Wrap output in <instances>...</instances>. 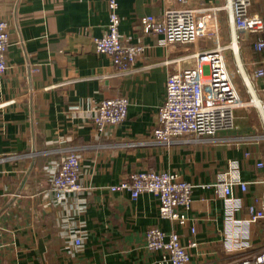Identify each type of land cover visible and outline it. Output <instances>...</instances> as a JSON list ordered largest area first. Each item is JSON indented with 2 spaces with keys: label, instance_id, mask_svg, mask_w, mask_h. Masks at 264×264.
I'll return each mask as SVG.
<instances>
[{
  "label": "crops",
  "instance_id": "obj_1",
  "mask_svg": "<svg viewBox=\"0 0 264 264\" xmlns=\"http://www.w3.org/2000/svg\"><path fill=\"white\" fill-rule=\"evenodd\" d=\"M230 0H189L188 8ZM176 0H119L121 39L146 52L128 72L95 50L110 21L108 0H0V17L9 25V69L0 77V264H157L146 248V233L176 231L183 242L195 226L200 247L191 264H228L264 249V221L234 233L229 217L242 218L254 197L264 207V116L256 107L236 111L235 128L215 138L160 143L152 134L166 99L169 75L191 66L194 48L163 44L146 33L141 20L159 22ZM250 14L264 17V0ZM221 44L243 101L264 98V52L258 36L238 34L231 11L219 12ZM201 50L213 48L202 42ZM126 97V120L98 136L93 118L99 104ZM76 149L82 160L85 191L57 198L54 176ZM177 173L194 188L185 227L163 220L153 194L132 200L109 187L133 171ZM224 179L250 182L249 192L234 188L229 202L216 192ZM82 238L76 246L75 238Z\"/></svg>",
  "mask_w": 264,
  "mask_h": 264
},
{
  "label": "built area",
  "instance_id": "obj_2",
  "mask_svg": "<svg viewBox=\"0 0 264 264\" xmlns=\"http://www.w3.org/2000/svg\"><path fill=\"white\" fill-rule=\"evenodd\" d=\"M181 6L169 8L163 14V20L154 16L142 18V28L146 33L163 37L165 46L178 45L193 47L194 52L187 56L194 63L172 72L166 84V99L157 114V125L152 130L156 139L166 145L175 142H191L206 138H215L220 132L235 128L236 111L248 107L258 108L264 116V98L243 101L235 84L236 75L230 70L226 58L232 45L221 44L219 12L231 11V21L238 34L258 36L254 44L257 52H264V17L250 14L255 0H230L223 8L217 5L203 8H188L189 0H176ZM110 21L107 33L96 38L95 50L110 58L119 72H128L140 56L146 52L144 45H131L121 39L119 0H108ZM202 42L213 43V48L201 50ZM10 46L8 23L0 17V77L9 69L7 52ZM254 79L264 78V60L262 67L253 74ZM130 102L126 97L110 98L102 101L96 109L93 126L98 136L107 129L122 124L128 115ZM260 162L258 166L263 167ZM83 165L76 149H69L54 176L51 188L57 198L70 194L76 195L86 189L81 183ZM238 186L244 193L249 192L250 182L240 179H224L217 184L219 192L229 202L234 200V188ZM195 186L183 180L177 173L156 172L152 170L133 171L122 176L120 182L109 187L112 193H130L132 200H138L143 194H153L158 202L160 217L180 227L188 225L187 213L191 210ZM260 199L254 197L248 213L242 218L229 217L230 239L234 233L264 221V207L258 208ZM4 196L0 193V212ZM187 242L173 231L166 233L160 228H151L146 233V248L159 254L157 264H191L192 251L200 247L197 229L190 226ZM76 246L82 245V238L74 240ZM228 264H264V249L252 252Z\"/></svg>",
  "mask_w": 264,
  "mask_h": 264
}]
</instances>
